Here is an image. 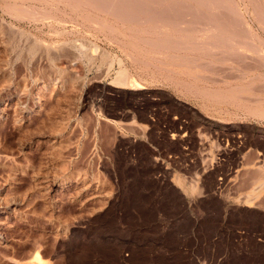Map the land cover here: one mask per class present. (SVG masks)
Segmentation results:
<instances>
[{"label": "rangeland", "instance_id": "1", "mask_svg": "<svg viewBox=\"0 0 264 264\" xmlns=\"http://www.w3.org/2000/svg\"><path fill=\"white\" fill-rule=\"evenodd\" d=\"M33 1L0 0V264H264V189L245 202L264 180L263 59L175 67L137 34L19 13ZM123 69L142 88L117 86Z\"/></svg>", "mask_w": 264, "mask_h": 264}, {"label": "bare ground", "instance_id": "2", "mask_svg": "<svg viewBox=\"0 0 264 264\" xmlns=\"http://www.w3.org/2000/svg\"><path fill=\"white\" fill-rule=\"evenodd\" d=\"M21 1H23V0H21ZM34 1L36 3L38 2L39 6L41 4L42 7L39 8V6H38V8H36V7L35 8L29 7L28 8V5H27V8L25 7V9H24V6H26V5H24V6L21 5L23 7V10L19 11V13L22 15L24 14L23 16L28 17L32 20H38V21L42 20V22H43L45 20L47 21V19H49V21H51L50 18L56 16L57 12H59L64 16V18H66L68 20L72 19L73 17H75L76 20L82 19L83 21L87 22V24L89 26H91L93 28L96 27L97 29H99L100 30L99 32H103V33H107V34L109 33L110 34V35L108 34L109 36H111L112 33H114L115 35H120L119 37L123 38V40H121L120 43H123L122 41H127L128 40L127 37L130 36L132 33H134V35L137 34L139 38L138 39L133 38L134 37L133 35H132L133 37L132 36H130V37H132V39H135V40L137 39L136 44H138L139 46H140V44L144 45L143 47L141 46L142 47L141 49L147 50L148 52L155 53L156 56H158V57H160L166 61L168 60L167 62H169L170 60L179 59L178 63L180 62V60L183 61V63H185L184 61L189 59V60H193L195 64L197 62L198 65H201L202 63H199V62L202 61L203 58H205V59L209 58L211 60V65H212V67L209 66L211 69L214 67V65H217L216 63L221 62V61H223L225 63L226 60H228L230 62L232 60H234L232 62V65H235L236 63L234 64V62H236V61L237 62L240 61L241 64H242V62H246L248 64V62H249L248 60H254V59H257L259 57V58H261L260 60L263 59V63H264V37H260L259 32H257V30L255 29V27H256L255 25L257 24L259 30L264 32V10L261 9L262 7L260 8L261 3L258 6V2H257L258 0H34ZM24 2H25V0H24ZM12 7L13 6L10 5L8 7L9 9H7V10L12 11V9H13ZM263 8H264V6H263ZM13 11H14V9H13ZM17 12L18 11H16V14H17ZM20 17L21 16L19 15V18ZM20 20H23V19H20ZM52 21L54 22V20H52ZM65 21L68 22L67 20H65ZM51 25H53V24H51ZM79 26H78V28H79ZM130 37H129V39H130ZM116 38L118 39V37H116ZM108 39H110V38H108ZM112 40H113V38H112ZM110 41H111V39H110ZM117 42H118V44H120L119 41H117ZM117 42H116V44H117ZM129 43L127 44L128 46H130L132 44V43L131 44H129ZM133 43H135V41ZM49 45H51V44H49ZM125 45H126V43H125ZM52 47H54V46H52ZM57 48L60 49L59 46L56 47L55 49L57 50ZM129 48H132V47H129ZM49 49H51V48H49ZM132 49H134V47ZM141 49L140 50L138 49V50L143 51ZM121 50H122V48H121ZM124 51H126V50H124ZM80 52H81V50H80ZM144 52H146V51H143V53ZM148 52L146 54H148ZM183 52H184V54H183ZM131 53H134V52H131ZM193 53H194V55H193ZM196 53L198 54L197 56H195ZM128 54H130V53H128ZM130 55H132V54H130ZM56 56H57V54H56ZM138 57H139V54H138ZM142 57H145V56H142ZM131 58L134 59L136 57H131ZM147 58H148V56H147ZM154 58L152 57V60ZM128 59H129V57H128ZM138 60H139V58H138ZM138 60H137V58H136V60L134 59V61H138ZM142 60H143V58H142ZM189 60H187V61L189 62ZM113 61H114V58H113ZM143 61H145V60H143ZM143 61H139L137 63L140 65V63H143ZM153 61H151V62H153ZM166 61H164L165 64H167ZM146 62L147 61H145V63H143L142 65H144V64H145L144 66L149 65V64L146 65ZM160 62L163 63L162 60H160ZM230 62H227V63H229L231 65ZM251 62H253V61H251ZM169 63H171L170 65H175L176 62H174V64H172V61ZM183 63L179 64V66L182 65ZM253 63H255V61ZM253 63H251V65H252L251 67L249 66L250 64L245 65V66L246 67L249 66V68H251V70H252V67L254 65ZM150 64H152V63H150ZM203 64H204V62H203ZM238 64L239 63H237V66H238ZM241 64H239V65H241ZM255 64L257 66V62ZM168 65H166V66H168ZM176 65L178 66L177 63H176ZM176 65H175V67H176ZM218 65L222 66V64H218ZM119 66L122 67V64ZM149 66H151V65H149ZM206 66H208V65H206ZM260 66H259L260 68H263L262 67L263 65H260ZM161 67H163V66H161ZM190 67H192V66L190 65ZM200 67H202V66H200ZM205 67H203V68H205ZM229 67L227 66L226 68L229 69ZM170 68L171 67H169V70H170ZM197 68H199V66ZM214 68H215V70L217 69L216 66ZM165 69H166V67L164 68V70ZM171 69H173V68H171ZM192 69H189V70L193 71L194 69L193 70ZM209 69H207V70H209ZM230 69H233V67H231ZM235 69H237V67L234 68V70ZM182 70H184V68H182ZM197 70H196V72L198 74L199 73L205 74L206 69H203L204 72H202V71L199 72ZM217 70L221 71L220 67H218ZM234 70H231V71H234ZM238 70L241 72H244V70L242 71L239 66H238ZM174 71H175V68H174ZM210 71H209V73H210ZM231 71H229V72H231ZM127 72L128 71H125L124 69L119 71L118 77L114 81L116 83V85L117 86L118 85L125 86V85H128V83H129L135 89L136 88H142V86L140 84H138L134 80V78L132 79L130 76H128ZM175 72L178 74L179 71L178 72L175 71ZM234 72H236V70ZM255 72H256V70H255ZM219 73L220 72H218V74ZM223 73H224V71H223ZM263 73H264V71H263ZM179 74H182V73H179ZM242 74H244V73H242ZM242 74H239L238 76L241 75L240 77H242ZM189 75H191V73H189ZM203 76L204 75L202 74V76H200V77H203ZM246 76H247V74H246ZM193 77L198 78L196 76H193ZM209 77L210 76H208V78ZM253 77H255V76H253ZM261 77H260V79H261ZM188 78H190V76ZM211 78H212V76H211ZM236 78L238 79V77H235V79ZM251 78H250L249 84H251V81H252ZM205 79H207V78L205 77ZM247 80H249V79H247ZM254 80L255 79H253V81ZM201 81H204V80H201ZM256 81H258V80H256ZM215 82L217 83V81H215ZM245 82L247 83L248 81H245ZM197 83H200V82H197ZM252 84H253V82H252ZM190 86H192V85H190ZM248 86H251V85H248ZM259 86H261V85H259ZM259 86H257V87H259ZM211 87H209V88H211ZM218 87H220V85H218ZM240 88L243 90L242 86H240ZM196 89H198V88H196ZM233 89L235 90V87ZM247 89H248L247 92H249L250 91L249 88H247ZM250 89H251V87H250ZM209 90H212V89H209ZM209 90H208V92H209ZM218 90L219 89H216V92ZM220 90L218 91L219 94L216 93V95H214L212 98L217 99V97H218L217 94L220 95V93H221L220 97H222L223 95L226 94L225 96L222 97V99L228 97V99L230 98L231 100L233 98H235L234 99L235 101H236V99L244 100L243 98H238L239 95H237V94H239V93H236L235 92L236 90L235 91L231 90L230 92H232V91L233 92L230 94H228L229 92L222 94V92ZM213 91H211V92H213ZM208 92H207V95H208ZM223 92H226V90L225 91L223 90ZM210 97H211V95H210ZM258 100H260V99H258ZM228 101H230V100H228ZM253 103H251V104H253ZM235 104H238V103H235ZM227 106H228V104H227ZM261 107L262 108L255 109L256 111H254L255 112L254 114H256L258 116H264V106H261ZM256 170L258 172H261V173L264 172V169L262 166L261 167L256 166ZM261 173L258 176H261L262 175ZM257 178H259V177H257ZM259 180L257 183H255V185L258 187V189H257V187H256V189L254 188L253 193L251 195H249L247 197L248 199L245 201L248 205L254 206L256 203L255 200H257V197H259V194H261L262 190L264 189V180H262V179L260 181ZM196 188L197 187L193 186V188H192L193 191L198 190V188L197 189Z\"/></svg>", "mask_w": 264, "mask_h": 264}]
</instances>
